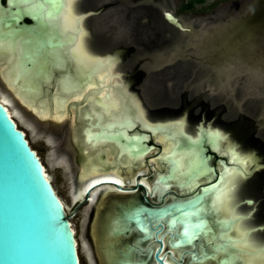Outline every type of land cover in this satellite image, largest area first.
Returning a JSON list of instances; mask_svg holds the SVG:
<instances>
[{"label": "flooded vegetation", "instance_id": "obj_1", "mask_svg": "<svg viewBox=\"0 0 264 264\" xmlns=\"http://www.w3.org/2000/svg\"><path fill=\"white\" fill-rule=\"evenodd\" d=\"M122 5L124 0H73L71 5L67 0H0V93L9 96L19 110L27 127L19 125L12 116L63 201L70 222L74 215L85 222L100 219L105 224L104 216L114 208L111 199L144 197V205H149L195 196L210 182L219 181L227 166L234 165L229 156L231 148L241 152L231 138L234 133L231 127L228 130L230 124L217 120L214 125L207 120L211 110L219 112L216 118L220 119V113L231 108L230 102L209 103L204 100L205 90L189 95L188 77L172 70L178 58L155 55V24L131 27L141 16L138 2L131 1L125 9ZM166 6L164 2L161 16L168 22L164 12L172 10L165 9ZM150 16L146 15L145 20L151 23ZM118 17L125 19L126 33L115 34V28L121 27ZM172 27L176 28L175 35L190 30L185 26L181 29L172 24ZM81 41L92 63L86 64L76 55L74 44ZM140 52L146 55H139ZM104 59L113 68L110 83L103 82ZM115 85L127 103L103 104L102 94L107 97L108 90ZM180 124L185 128L177 127ZM201 125L205 129L203 156L211 169L201 165L197 146L191 143L198 138ZM212 129L226 136L218 149L216 137L208 139L207 132ZM32 137L42 146H36ZM191 146L195 152L187 157L184 151L191 150ZM174 149L183 152L178 154ZM45 154L57 177L65 181L67 202L51 176ZM179 156L184 159L182 170L177 163ZM195 159L196 171L189 173ZM204 168L207 170L202 172ZM196 174L201 176L190 184ZM247 179L255 180L240 185L232 195L233 183L231 199L236 204L240 198L244 212L245 206L253 205L256 222L264 224V168ZM206 189L209 191L211 187ZM250 198L253 204L245 202ZM68 202L71 212L67 211ZM250 211L247 214L251 217ZM165 219H171V213L158 218V223L164 222L168 228ZM159 228L161 225L155 231ZM261 234L264 238V233ZM161 249L170 252L168 240L162 248L158 236L149 239L144 257L153 254L154 264L156 252L160 255ZM182 251L183 258L179 261L184 259L183 264H188L192 252L201 254L198 244Z\"/></svg>", "mask_w": 264, "mask_h": 264}, {"label": "water", "instance_id": "obj_2", "mask_svg": "<svg viewBox=\"0 0 264 264\" xmlns=\"http://www.w3.org/2000/svg\"><path fill=\"white\" fill-rule=\"evenodd\" d=\"M164 16L185 28L171 11L166 10ZM4 107L0 99V264H81L75 252L79 255L78 247L72 243V234L68 235L71 222L64 208L61 213L52 207L57 193L50 192L52 186L42 175L38 156ZM191 164L189 173L196 171V164ZM262 168L254 166L249 177ZM217 182H210L195 196L149 205H144V197L111 199L114 208L104 216L110 264H153V254L144 257L149 236L158 233L153 224L168 213L167 226L179 224V238L172 247H194L190 246L194 240L201 249V254L191 253L189 264H242L241 248H235L228 235L234 217L221 219V213L211 208L215 187H220ZM257 224L258 230L264 227ZM157 253L156 261L167 264Z\"/></svg>", "mask_w": 264, "mask_h": 264}, {"label": "rangeland", "instance_id": "obj_3", "mask_svg": "<svg viewBox=\"0 0 264 264\" xmlns=\"http://www.w3.org/2000/svg\"><path fill=\"white\" fill-rule=\"evenodd\" d=\"M124 1L125 5L121 6L123 9L131 1L138 2L137 8L141 16L138 21L131 24V27L134 24L139 28L143 25L155 24L153 29L156 40L155 55L177 57L178 63L172 66V70L177 73L181 72L188 78L194 77L191 81L186 78V83L189 84H187L189 95H197L205 90L207 94L204 100L209 103L224 105L227 101L230 102L231 108L226 112H221L220 119L216 118V114L219 112L211 110L208 112L207 120H212L214 125L218 124L217 120L223 122L220 124H230L227 126L228 130L231 127L234 133V137L231 138L235 139L234 141L242 154L236 148H231L230 153L238 151L241 154L240 158L247 161V166L248 156L245 158L243 154L254 156L253 165L247 167L245 172L248 173L254 166L264 165V0H203L193 4L192 7L187 6L188 0ZM164 2L167 5L165 9L169 8L175 15L181 17L182 24L190 30L181 31L175 35L176 28L161 16ZM135 13L134 11L131 15L133 16ZM148 14H151V23L145 20ZM118 21L121 27L115 28V34L126 33L125 19L118 17ZM107 27L109 26L107 25ZM139 55H146V53L140 52ZM107 56L103 54V57ZM181 79L183 81V78ZM180 82L178 78V86H180ZM0 97L5 100L18 124L26 126L10 97L3 93H0ZM203 136L201 131L196 140V146L201 158V165L204 167L206 163L203 156ZM32 140L36 146H42L35 140V137H32ZM189 151L188 148L184 153L190 156ZM173 152L181 154L183 151L174 149ZM44 160L51 171V176L56 180L59 193L65 197L67 202L64 179L57 177L54 165L47 154L44 155ZM258 176L257 174V178ZM235 187L236 185L233 187L232 195L237 189ZM70 207V203L67 204L69 212H71ZM251 208L253 209V205L250 208L245 206L244 212L243 206L238 205L239 214L248 217L244 221V226L248 229L253 228L248 225L251 221L258 223L254 218V210ZM250 210L253 211L251 217L247 214V211ZM71 225L78 242L81 264H106L103 257L100 256L101 248H99L105 224L100 219L85 222L84 218L72 215ZM261 230L251 235L258 242H261L260 240L264 242V238L261 236V233H264V228ZM256 244L258 243H254L258 247ZM107 245L106 243L105 246L107 247ZM183 263L184 259L179 261V264Z\"/></svg>", "mask_w": 264, "mask_h": 264}, {"label": "bare ground", "instance_id": "obj_4", "mask_svg": "<svg viewBox=\"0 0 264 264\" xmlns=\"http://www.w3.org/2000/svg\"><path fill=\"white\" fill-rule=\"evenodd\" d=\"M66 18V17H65ZM67 18L70 22V17L67 15ZM67 20V22H68ZM68 22V23H69ZM71 24V23H70ZM69 24V25H70ZM73 24V23H72ZM67 25V24H66ZM68 25V26H69ZM68 28V27H67ZM71 28V27H70ZM64 31V30H63ZM62 34V33H61ZM66 34V33H65ZM82 35V34H81ZM81 37V36H80ZM75 45V53L76 55L82 60L84 61L86 64H88L91 60L88 58V54H87V50L83 44V42H79ZM66 47V46H65ZM73 47V46H72ZM71 48V47H70ZM74 51V50H73ZM63 52V51H62ZM64 55V54H63ZM69 55V54H68ZM14 60V59H13ZM9 61V60H8ZM102 60H99V62H101ZM105 61V59H104ZM93 62V59L91 61V63ZM9 65V64H8ZM97 65V64H96ZM73 66V65H72ZM110 66L112 65H108L107 61L103 62V82L104 81H110L113 79V77H111L112 74V68H110ZM96 69H98L99 67H102V64H99V67L94 66ZM87 68H89L87 66ZM105 70V71H104ZM99 74V73H98ZM10 75V74H9ZM100 76V75H99ZM98 76V77H99ZM79 79V78H78ZM9 80V79H8ZM10 81V80H9ZM88 82V81H87ZM102 82V83H103ZM89 83V82H88ZM101 83V82H100ZM113 83V82H112ZM106 84V82H105ZM22 85V84H21ZM85 85V84H84ZM88 85V84H87ZM92 86V85H91ZM93 88V87H92ZM95 88V87H94ZM108 88V87H107ZM118 87L115 85L114 87H112L111 89L108 90L107 92V97L103 95V99H102V103L103 104H120V103H127V98L125 97V95L122 94L121 90L117 89ZM21 90V89H20ZM82 90V89H81ZM107 90V89H105ZM72 91V90H71ZM76 91V90H75ZM79 91V90H77ZM22 92V91H19ZM73 92V91H72ZM104 92V91H103ZM60 93V92H59ZM77 93V92H76ZM81 93V92H80ZM90 93V92H89ZM64 94V93H62ZM78 94V93H77ZM88 94V93H87ZM31 95V94H30ZM29 95V96H30ZM71 95V94H69ZM99 95V93H98ZM61 96V95H60ZM65 96V95H64ZM63 96V97H64ZM93 96V95H92ZM22 97V96H21ZM69 97V96H68ZM102 97V96H101ZM23 98V97H22ZM58 98V97H57ZM0 99L3 101L4 103V109L7 111V113L10 115V117H12V113L9 109V107L7 106V103L5 102V100L0 97ZM25 99V98H24ZM75 99V98H74ZM85 99V98H84ZM93 99V98H92ZM26 100V99H25ZM46 100V99H44ZM73 100V99H72ZM88 100V99H87ZM86 100V101H87ZM94 100V99H93ZM53 101V100H52ZM76 101V100H75ZM131 101V100H130ZM80 102V101H79ZM94 102V101H93ZM100 102V101H99ZM29 103V102H28ZM132 103V102H130ZM30 104V103H29ZM32 104V103H31ZM58 104V103H57ZM64 105V104H63ZM62 105V106H63ZM44 106V105H43ZM42 106V107H43ZM52 106V105H51ZM55 107V106H54ZM99 107V106H98ZM117 107V106H116ZM120 107V106H119ZM34 108V107H33ZM46 109V108H45ZM60 109V108H59ZM111 110V109H110ZM35 112V111H34ZM58 112V111H57ZM65 112V111H64ZM90 112V111H89ZM131 112V111H130ZM43 113V112H42ZM61 113V112H60ZM142 113V112H141ZM139 114V112H138ZM109 115V114H108ZM46 116V115H45ZM64 116V115H63ZM61 117V116H60ZM139 117V115H138ZM144 118V117H143ZM130 119V118H129ZM145 119V118H144ZM14 120V119H13ZM141 120V119H140ZM146 121V120H145ZM15 122V121H14ZM129 122V120H128ZM181 125V124H180ZM183 125V126H182ZM181 126H177V127H181V129L185 128L184 124H182ZM171 126V125H170ZM175 126V124H174ZM173 126V127H174ZM176 127V126H175ZM200 130L202 131L204 128L201 125L200 126ZM177 129V128H176ZM178 130V129H177ZM205 130V129H204ZM208 130H211L210 128H208ZM213 130V129H212ZM180 131V130H179ZM200 131V132H201ZM216 133L217 136H215V144H216V149H218L221 146V140H223L224 138L226 139V136L223 135V133L219 130L216 129L211 131V133ZM208 133V132H207ZM208 135V134H207ZM194 137V136H193ZM160 139V138H159ZM161 140V139H160ZM98 145V144H97ZM94 146V145H93ZM171 149V148H170ZM238 150V149H237ZM35 152V151H34ZM192 152H195V148L193 146H191V150L189 151V153L192 155ZM222 152V151H221ZM240 152V151H239ZM238 151H236L233 153H229V156L232 160V163L234 164L233 166L230 167H226V169L224 170V172L222 173V176L220 177L219 181L217 182L219 184L220 187H215V191H214V195H213V200H212V205L211 208L214 209L215 211L221 213V219H227V218H232L234 217V220L232 222V225L229 229L228 235L231 239V241H233V245L236 246V248H241L240 250V261L243 264H264V242H262V240H260L261 242L256 241L257 239H254L251 237L252 233L256 234L257 231H259L257 228V224L255 222H250L248 223L249 226L253 227L251 229H248L244 226V221H246L245 219H248V217H244V215L239 214L240 211L238 210V205L242 206L241 204H239L240 202V198H237V202L236 204H234L233 202V198L231 199V187H233V183L234 185H236V187H240V185L243 184L244 180H246L249 175L251 174L250 171L247 173V171L245 172V170H247V167H249V165H251L253 163V157L251 155H244L245 158H248V166H247V161L243 160V158H240V155L242 154V152L239 153ZM227 153V151H226ZM36 154V153H35ZM173 155V154H172ZM176 155V154H175ZM180 160H179V168L182 170V168L184 167V159L182 156H179ZM188 157V156H187ZM178 158V157H177ZM196 159L193 160V164L196 163ZM246 161V162H245ZM190 167V166H189ZM188 167V168H189ZM43 165L40 166V169L42 171V175L44 177L46 181V183L48 184V182L50 181L48 178V174L45 172V170L43 169ZM251 169V168H250ZM207 170V168H204V170L202 169V172H205ZM209 171V170H208ZM188 172V171H187ZM201 172V170H199L197 173ZM185 173V172H184ZM241 173H244L243 175ZM241 174V175H240ZM199 174H196V176L189 182L190 184H194V180L198 179L200 176H197ZM211 175V174H210ZM209 175V176H210ZM83 178V177H82ZM85 178V177H84ZM114 178V177H113ZM116 179V178H115ZM119 179V178H118ZM117 179V180H118ZM248 180V179H247ZM95 181V180H94ZM135 181V180H134ZM118 182V181H117ZM133 182V181H131ZM79 184V183H78ZM84 184V183H83ZM86 184V183H85ZM90 184V183H89ZM88 185V184H87ZM216 185V184H215ZM52 186V185H51ZM79 186V185H78ZM85 186V185H84ZM191 187V186H190ZM52 189H50V192L52 194H55V190L53 188V186L51 187ZM85 188V187H84ZM87 188V187H86ZM88 189V188H87ZM80 190V189H79ZM81 191V190H80ZM209 191H211V189H209ZM83 192V191H82ZM78 194V193H77ZM81 194V193H80ZM57 197H55V195H53V200H52V207L55 209H59V212H63V201L60 199V197H58V195H56ZM74 196V195H72ZM234 199H236V197L234 196ZM248 203V202H247ZM248 204H253V203H248ZM239 211V212H238ZM70 222V221H69ZM155 228L158 227L159 225H161V228H159L158 233L150 235L149 239H153L154 237H159L161 239V243H162V248H165L166 246V242L168 240V242L170 243V252H163L161 249V252H159V254L161 255L162 259L167 263V264H179V259L183 258V251L182 249H184V247H172L173 246V242L179 238V224L177 225H173V226H169L168 228L165 226L164 222L162 223H158V224H154ZM166 227V228H165ZM155 228L153 229V231H155ZM69 232L68 235L72 234L73 238H72V243L73 245L75 244L78 247V242L76 240V238L74 237V229L72 227V225H69ZM163 229V230H162ZM258 233V232H257ZM168 238V239H167ZM157 239V238H156ZM167 239V240H166ZM98 241V240H96ZM107 243V236H106V229H105V225H103V233H102V242H101V247L99 246V248H101V255L104 260V262L106 264H110V259H109V251H108V245L107 247L105 246ZM254 243H258L256 244L258 247H256L254 245ZM98 246V245H97ZM190 246H196V244L194 243V240L191 241ZM234 246V247H235ZM193 247V248H194ZM98 248V249H99ZM76 249V247H75ZM78 250V248H77ZM78 258V252L75 251ZM188 252V251H187ZM154 264H159L158 262L154 263ZM189 264V263H188ZM206 264V263H205Z\"/></svg>", "mask_w": 264, "mask_h": 264}, {"label": "trees", "instance_id": "obj_5", "mask_svg": "<svg viewBox=\"0 0 264 264\" xmlns=\"http://www.w3.org/2000/svg\"><path fill=\"white\" fill-rule=\"evenodd\" d=\"M203 0H188L187 1V6L188 7H192L193 4L197 3V2H202Z\"/></svg>", "mask_w": 264, "mask_h": 264}, {"label": "snow or ice", "instance_id": "obj_6", "mask_svg": "<svg viewBox=\"0 0 264 264\" xmlns=\"http://www.w3.org/2000/svg\"><path fill=\"white\" fill-rule=\"evenodd\" d=\"M72 2H73V0H67V3H68L69 5H71Z\"/></svg>", "mask_w": 264, "mask_h": 264}]
</instances>
